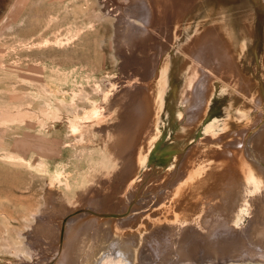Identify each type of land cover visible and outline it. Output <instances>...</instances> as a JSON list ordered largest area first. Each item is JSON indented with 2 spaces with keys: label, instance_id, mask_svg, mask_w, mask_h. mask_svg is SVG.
<instances>
[{
  "label": "rangeland",
  "instance_id": "obj_1",
  "mask_svg": "<svg viewBox=\"0 0 264 264\" xmlns=\"http://www.w3.org/2000/svg\"><path fill=\"white\" fill-rule=\"evenodd\" d=\"M121 1L124 8L132 7L129 0ZM216 1L196 0L166 24L171 27L170 47L160 58L155 49L160 40L150 34L144 37V49L119 48L121 23L105 0H0V264H56L59 254H54L59 244L63 247L66 226L62 235L47 230L53 243L39 231L40 225L57 226L59 218L90 205L87 200L93 197L102 201L98 212H125L117 219L126 223L142 211L139 201L161 167L169 166L167 174L173 168L180 172L184 162V178L207 187L217 178L230 179L227 172L236 163L234 156L247 162L255 154L264 156V134L247 131L260 120L253 116L252 102L264 94V77L256 71L264 58V37L251 42L242 30L258 11L252 5V11H242L235 21L231 11L240 9L239 2L230 6L226 1L233 0H223L228 5L223 11ZM223 19L236 27L235 54L241 45L249 47L254 65L248 61L242 72L224 73V84L220 81L213 88L218 95L207 100L214 106L190 123L193 107L181 100L183 78L175 80L181 85L169 96L175 100L173 106L166 99L169 90L163 88L166 75L177 64L180 67L185 45L198 40L207 26L224 28ZM153 54L161 77L152 76ZM243 57L244 53L241 63ZM245 77L251 80L245 82ZM213 157L218 161H211ZM140 161L144 164L136 178L138 189L129 197L128 191L118 204L125 177L135 178ZM262 174L256 176L264 186ZM199 227L206 231L201 223ZM15 245L26 254L17 257ZM185 245L171 249L172 244L171 254H160L157 263L154 258L150 263L189 264L178 259ZM241 246L233 249L240 253ZM186 251L194 264H264L257 257L213 263L193 246Z\"/></svg>",
  "mask_w": 264,
  "mask_h": 264
},
{
  "label": "bare ground",
  "instance_id": "obj_2",
  "mask_svg": "<svg viewBox=\"0 0 264 264\" xmlns=\"http://www.w3.org/2000/svg\"><path fill=\"white\" fill-rule=\"evenodd\" d=\"M105 2V4H111L113 14L121 23V26L116 27L119 40L122 41V46L119 48L135 47L140 49L142 47L144 49V37L146 35L148 37L150 34L160 40V44H156L155 49H157L158 57L162 58V54L170 47L168 34L171 27L166 24L171 23L176 16L190 9L196 0H129L131 8H124L121 0H105ZM235 2L240 4L238 11H231L233 13L231 18L235 21L241 14H244L242 11H252V5L256 6L258 12L253 16L252 23L248 24L245 21L248 24L247 29L242 28L245 33L243 37L250 35L251 38L248 41L255 42V39L262 41V37H264V0L226 1L230 6H233ZM217 3L222 6L220 10L224 11L225 8H228L223 0H217ZM127 9L128 11H126ZM239 11L241 12L239 13ZM243 16H245V20L251 21L248 19L250 15ZM223 21L225 26L221 30L212 24L203 28L198 40L192 38V40L194 39L192 44L185 45L182 49L185 52L181 55L180 67L177 64L166 75L167 86L164 85L163 88L165 87L166 91L169 90L166 99L173 106H175V100L174 98L170 100L169 96L175 93L177 81L183 78L182 85L178 84V86L183 87L181 100H185V104L193 107L190 113L193 120H190V123L198 118L201 112L206 115V112L214 106L213 102L209 106L207 100L216 97L217 93L214 95L213 88L216 90L220 81L226 76L224 73L227 71L242 72L248 61L254 65L249 47L241 45L240 53L235 54L233 45L238 41L236 27L234 24H230L227 19H223ZM170 53H174L172 48ZM242 53H244V57L241 63L240 55ZM155 55L153 54L151 57L152 76L161 77L159 62L154 64L157 58ZM260 60L256 64L258 65L256 71H259L264 77V58L263 61ZM188 62L189 65H187ZM176 79L177 81H175ZM249 80L251 79L245 77V82ZM222 83L224 84V82ZM260 83L261 90L264 91V79ZM242 93L244 94L243 91ZM263 95L260 92L256 100L252 102L256 109V114L253 116L255 119L260 117V120H254L256 125L247 129L248 134L256 130L264 134V126L260 124L264 121ZM213 111L210 112L207 119L211 117ZM205 141L216 143L206 138ZM205 156L206 159L211 158L210 155L205 154ZM237 156L232 158V160L236 159V163H233L227 172L231 176L230 179L224 181L217 178L216 184L207 187L198 185L193 178H184V171L187 167L184 162L181 163L180 172L173 168L167 174L168 169L166 168L169 166L161 167L154 174L147 196L139 201L142 211L138 214L141 216L137 217L138 214H133L126 219V223L121 222L120 218V220L117 219L122 214H126L125 212L114 214L98 212L102 201L100 202L99 197H93L99 195H93L91 196L93 198L87 200V202H91L90 205L59 218L57 226L49 223L40 225L39 231L43 230L46 236L53 239L52 235L46 233L47 230H53L56 235L61 232L62 235L63 227L66 226L63 247L59 244V248L54 254V257L59 254L56 264H148L153 258L157 263L156 259L158 260L160 254L164 256L168 253L169 246L172 247L173 244L171 249H174V244L179 243L182 247L187 243V240L189 242L182 251L177 246L178 254L180 253L178 259L181 262L187 260L189 264H194L193 257L186 251L187 247L192 246L195 247L198 254L205 255L206 259L208 258L213 263L256 257L264 261V186L259 184V178L256 176L257 172L262 174L264 156L255 154L253 158H249L248 162L241 157L238 160ZM3 157L12 159L6 153L3 154ZM213 159L214 162L218 161L215 157L211 161ZM142 163L140 161L137 167L135 178L128 180L125 177L122 184L123 190L119 193L118 204L127 196L133 195L138 189L139 183L136 178L141 175ZM148 186L143 191H147ZM187 190L192 192H187ZM128 191L129 194L125 196ZM166 202L167 205H165ZM114 203L115 200L109 201V206ZM135 211L132 210V213H136ZM66 219L67 223H65ZM200 223L206 231L199 227ZM207 234L212 238L211 240L206 237ZM53 243H55L54 239ZM233 245L241 246L243 250L238 253L234 250ZM255 248H258L259 252H256ZM13 249V253L17 257L26 254L23 247L15 245ZM169 253L171 254L170 251ZM198 254L196 255L198 256Z\"/></svg>",
  "mask_w": 264,
  "mask_h": 264
}]
</instances>
